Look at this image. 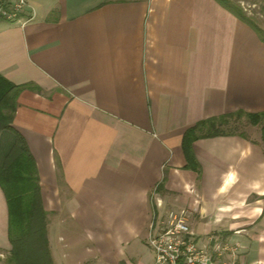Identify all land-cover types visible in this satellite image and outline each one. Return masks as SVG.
I'll use <instances>...</instances> for the list:
<instances>
[{
	"label": "crops",
	"instance_id": "obj_1",
	"mask_svg": "<svg viewBox=\"0 0 264 264\" xmlns=\"http://www.w3.org/2000/svg\"><path fill=\"white\" fill-rule=\"evenodd\" d=\"M0 21V75L34 156L55 264H153L171 211L213 250L264 264V144L184 138L198 123L264 113V42L216 0H30ZM194 164V165H193ZM12 249L0 186V264Z\"/></svg>",
	"mask_w": 264,
	"mask_h": 264
},
{
	"label": "trees",
	"instance_id": "obj_2",
	"mask_svg": "<svg viewBox=\"0 0 264 264\" xmlns=\"http://www.w3.org/2000/svg\"><path fill=\"white\" fill-rule=\"evenodd\" d=\"M216 1L249 25L264 42V30L241 5L232 0ZM22 89L0 75V151H3L0 159V186L8 203L12 246L7 264H55L49 241V213L44 204L39 169L25 138L14 127L17 94ZM236 116L247 117L253 125H264V113L250 114L244 111L202 121L190 128L184 138V149L189 161H193L190 145L200 138L229 135L248 138L244 134L224 130L229 120Z\"/></svg>",
	"mask_w": 264,
	"mask_h": 264
},
{
	"label": "built area",
	"instance_id": "obj_3",
	"mask_svg": "<svg viewBox=\"0 0 264 264\" xmlns=\"http://www.w3.org/2000/svg\"><path fill=\"white\" fill-rule=\"evenodd\" d=\"M34 19L30 0H0V21L28 24ZM149 247L153 264H240L241 248L230 243L213 250L200 246L186 212L171 211Z\"/></svg>",
	"mask_w": 264,
	"mask_h": 264
},
{
	"label": "rangeland",
	"instance_id": "obj_4",
	"mask_svg": "<svg viewBox=\"0 0 264 264\" xmlns=\"http://www.w3.org/2000/svg\"><path fill=\"white\" fill-rule=\"evenodd\" d=\"M234 3L241 5L249 15L253 18L257 25L264 30V0H232ZM5 22V21H2ZM8 23V22H6ZM263 124L253 125L247 117H234L229 120V124L224 127L226 132H234L244 134L253 140L263 141ZM3 148V146H2ZM3 151H0V159L2 158ZM165 222V221H164ZM9 255L4 258L7 264Z\"/></svg>",
	"mask_w": 264,
	"mask_h": 264
}]
</instances>
